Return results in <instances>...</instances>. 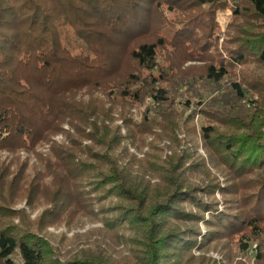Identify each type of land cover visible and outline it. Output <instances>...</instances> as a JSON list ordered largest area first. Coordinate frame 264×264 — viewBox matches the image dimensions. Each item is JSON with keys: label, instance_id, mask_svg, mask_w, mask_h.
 Returning <instances> with one entry per match:
<instances>
[{"label": "trees", "instance_id": "1", "mask_svg": "<svg viewBox=\"0 0 264 264\" xmlns=\"http://www.w3.org/2000/svg\"><path fill=\"white\" fill-rule=\"evenodd\" d=\"M228 8L224 54L217 14ZM193 106L205 121L185 149L147 160L160 182L120 164L125 139L180 144ZM125 107L141 109L125 118L128 135L110 124ZM66 124L54 209L68 196L69 211L98 206L108 230L132 232L122 259L75 264H215L193 249L232 240L244 255L256 241L264 264V0H0V148L36 147ZM52 255L28 226L0 227V264H64Z\"/></svg>", "mask_w": 264, "mask_h": 264}, {"label": "rangeland", "instance_id": "2", "mask_svg": "<svg viewBox=\"0 0 264 264\" xmlns=\"http://www.w3.org/2000/svg\"><path fill=\"white\" fill-rule=\"evenodd\" d=\"M167 14L170 19L175 17L174 11H167ZM231 17V8L219 11L217 14L220 25L219 31L222 36L220 38V48L223 52L222 44ZM208 25L207 20L201 22L202 29L207 30ZM185 90L186 87L182 89L183 94H185ZM180 99L182 97L178 96L177 100ZM148 101L151 102L150 99ZM194 111V106L190 110L184 111V117L189 118L190 116V121L188 122L189 128H183L178 132L179 139H182L180 144L174 145L167 138L156 140L155 135L146 137L145 141L139 139L135 144L125 139L121 145L125 143L128 150L120 153V164L128 163L126 166L131 167V172L139 174L143 179H150L152 183L160 182V178L156 177V174L147 168V160L150 159L153 152L157 151L158 147L160 148L158 153L163 158L173 154L174 149L177 152L185 149L186 141H183V139L187 140L190 135L192 136L190 128L194 127L199 130L200 125L205 121L200 114L196 113L193 117L191 114L196 112ZM122 112L123 114L119 111L116 112L117 119L110 124L112 126L119 125L122 134L128 135L129 129L125 125V118L140 119L141 109L139 107H125ZM64 129V131L48 137L44 142L38 143L36 147L23 149L0 148V178L3 177L0 184V227L28 226L32 232L50 243L53 250L52 256L64 264H75L74 261L77 257L80 258L82 255L94 253H106L109 255L108 257L117 260L122 259L124 255L130 253V250L128 243L120 237L123 235L130 236L132 232L130 230H120L117 236L115 231L108 230L101 219L98 206H94L92 211H82L81 207L73 205L69 211L65 207L70 199L68 196H64L61 205L54 209L53 200L60 187L64 166L57 162L53 148L57 149L58 146H54L55 144L71 145L70 134L74 133L68 131L70 129L68 124L64 126ZM160 132V129L156 130V133ZM152 141L154 142L152 146L156 145V147H151L150 142ZM83 144H90V141H84ZM198 151L204 156L206 155L204 149L199 148ZM117 154H119V151H117ZM80 157L83 158V155L81 154ZM143 162L144 164H142ZM187 175L195 183H200V175L192 176L189 172ZM217 195L220 196V193L217 192ZM109 203L110 199L102 202L103 205ZM51 210H53V213L46 215ZM52 222L55 224H52ZM200 229L202 230L201 235L204 236L207 230L202 222L200 223ZM226 242H211L205 245L202 251L196 249H193V251L196 255L205 252L207 256L216 259L215 264H235L236 261L254 264L258 248L256 241H250L251 249L246 255L240 252L241 249L234 240ZM12 257L17 262L22 261L19 251H15ZM232 258L235 260L233 261ZM204 264L209 263L207 261Z\"/></svg>", "mask_w": 264, "mask_h": 264}]
</instances>
